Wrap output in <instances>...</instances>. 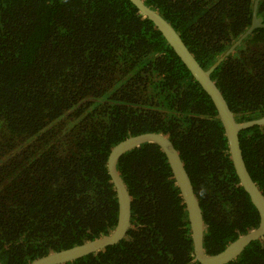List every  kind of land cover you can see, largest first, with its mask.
Masks as SVG:
<instances>
[{
    "label": "trees",
    "instance_id": "16d2710c",
    "mask_svg": "<svg viewBox=\"0 0 264 264\" xmlns=\"http://www.w3.org/2000/svg\"><path fill=\"white\" fill-rule=\"evenodd\" d=\"M254 1L143 0L203 69L249 28ZM256 15L264 17V0ZM211 79L236 122L264 117V27ZM143 133L164 135L178 151L206 254L258 227L212 101L129 0H0V264H29L109 234L118 203L108 155ZM239 144L264 196V126L241 131ZM117 172L131 199L126 236L67 264H199L161 148L128 151ZM228 264H264V237Z\"/></svg>",
    "mask_w": 264,
    "mask_h": 264
},
{
    "label": "water",
    "instance_id": "95a60500",
    "mask_svg": "<svg viewBox=\"0 0 264 264\" xmlns=\"http://www.w3.org/2000/svg\"><path fill=\"white\" fill-rule=\"evenodd\" d=\"M259 1L261 0H255L253 3L252 22L249 28L216 60L212 66L208 69H203L190 53L177 32L161 15L146 6L143 0H129L137 11L147 18L160 32L175 55L180 59L194 80L200 85L202 90L212 101L219 120L224 128L230 160L238 178L239 185L248 195L251 204L258 213V227L238 237L220 253L216 255L206 254L203 248V233L205 227L202 212L178 151L174 148L172 142L164 135L158 133H143L129 137L116 144L107 158L106 167L111 183L114 186L118 203V216L114 229L109 234L100 238L87 241L81 245L65 250L50 253L29 264L71 263L87 255L97 253L108 246L115 245L124 239L130 227L131 199L122 178L117 172V163L120 157L125 153L145 143H153L159 146L167 159L176 186L186 208L191 231L194 259L199 264H228L235 260L251 242L264 237V196L247 171L239 144V133L254 126H264V117L246 122H236L225 98L215 82L211 79V74L217 66L240 45L244 38L250 35L255 29L264 27V17H257L256 15Z\"/></svg>",
    "mask_w": 264,
    "mask_h": 264
}]
</instances>
